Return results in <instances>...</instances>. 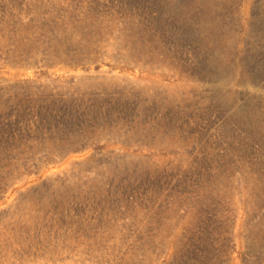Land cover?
<instances>
[{
    "label": "rangeland",
    "instance_id": "rangeland-1",
    "mask_svg": "<svg viewBox=\"0 0 264 264\" xmlns=\"http://www.w3.org/2000/svg\"><path fill=\"white\" fill-rule=\"evenodd\" d=\"M251 250L264 0H0V264Z\"/></svg>",
    "mask_w": 264,
    "mask_h": 264
},
{
    "label": "built area",
    "instance_id": "built-area-1",
    "mask_svg": "<svg viewBox=\"0 0 264 264\" xmlns=\"http://www.w3.org/2000/svg\"><path fill=\"white\" fill-rule=\"evenodd\" d=\"M149 207L151 206H148V208ZM239 264H264V257L256 250L246 251L242 255Z\"/></svg>",
    "mask_w": 264,
    "mask_h": 264
}]
</instances>
